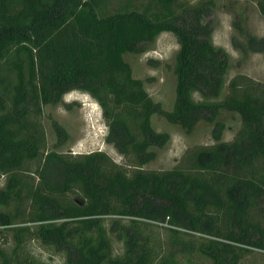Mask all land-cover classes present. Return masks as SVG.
<instances>
[{
  "label": "trees",
  "instance_id": "16d2710c",
  "mask_svg": "<svg viewBox=\"0 0 264 264\" xmlns=\"http://www.w3.org/2000/svg\"><path fill=\"white\" fill-rule=\"evenodd\" d=\"M109 1L0 0V264H264V82L237 74L220 99L230 54L213 42L215 0H129L114 12ZM249 1L264 16V0ZM163 32L180 45L171 110L125 59ZM248 49L264 52V37ZM74 90L99 103L123 163L48 149L45 106ZM224 111L241 119L231 140ZM156 113L188 134L212 123L214 142L146 169L170 140ZM52 127L65 144V126Z\"/></svg>",
  "mask_w": 264,
  "mask_h": 264
},
{
  "label": "rangeland",
  "instance_id": "374dc122",
  "mask_svg": "<svg viewBox=\"0 0 264 264\" xmlns=\"http://www.w3.org/2000/svg\"><path fill=\"white\" fill-rule=\"evenodd\" d=\"M129 0H110L108 10L114 12ZM143 8L147 0H131ZM182 3H195L199 0H180ZM216 5L210 19L214 25L213 42L224 47L230 54V68L226 77L220 99L228 92V83L237 74H246L264 82V52H253L248 49V37H264V16L260 13L255 1L249 0H215ZM242 29V30H241ZM180 45L171 32H163L150 43L147 51L141 54L128 53L125 59L131 64L136 78L144 81L146 90L161 107L171 110L176 98V74L174 72L176 55ZM195 97L201 99L196 93ZM59 121L69 132V140L57 146V137L52 127V120ZM153 126L159 132L170 134L169 142L162 148H154L157 157L145 165L146 169L164 170L173 168L183 152L194 145L214 142V124L202 121L196 129L188 134L182 127L172 124L156 113ZM219 120L225 124L223 140H231L241 126L237 113L224 111ZM48 149L58 152L88 153L105 150L117 162L123 163V156L112 144L105 141L108 131L102 117V108L88 93L74 90L66 94L62 102L45 106L43 117ZM31 181L30 176L26 177ZM5 177L0 179V188L4 187ZM26 193V191H25ZM0 208H3L2 206ZM4 209V208H3ZM13 242L9 247L13 246ZM32 250L43 258L49 253L36 242ZM17 264V263H13Z\"/></svg>",
  "mask_w": 264,
  "mask_h": 264
}]
</instances>
